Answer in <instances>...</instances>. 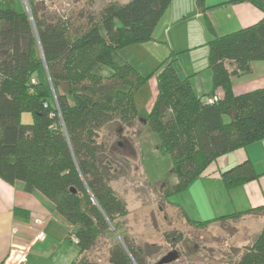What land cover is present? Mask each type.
Instances as JSON below:
<instances>
[{"label": "trees", "instance_id": "16d2710c", "mask_svg": "<svg viewBox=\"0 0 264 264\" xmlns=\"http://www.w3.org/2000/svg\"><path fill=\"white\" fill-rule=\"evenodd\" d=\"M240 1L251 2L262 17L207 40L212 88L201 95L189 77L178 75L173 59L143 75L119 55L122 48L152 38L171 0L110 1L98 20L80 13L85 23L78 26L71 18L50 16L33 0H27L30 12L22 5L0 7V178L21 182L26 192L48 200L74 228L70 234L79 256L108 237L110 264L158 261H151L154 244L137 243L113 222L125 215L126 203L109 185L115 171L108 155L113 154L97 141L98 130L110 119L119 116L129 123L141 115L157 136L155 148L170 157L176 177L164 195L187 189L217 157L264 139V86L236 95L231 81L251 62L264 61V0H229ZM197 4L204 9L203 0ZM152 76L156 94L151 107L139 109L136 91ZM24 112L31 114V122L21 121ZM246 168L247 160L221 171V177L227 185L242 183L255 176L240 175ZM252 212L264 215V204L188 222L204 225ZM162 237L172 246L184 239L173 228ZM201 264H264V225L242 249Z\"/></svg>", "mask_w": 264, "mask_h": 264}, {"label": "crops", "instance_id": "0c3cea01", "mask_svg": "<svg viewBox=\"0 0 264 264\" xmlns=\"http://www.w3.org/2000/svg\"><path fill=\"white\" fill-rule=\"evenodd\" d=\"M203 7L201 10L197 0H171L149 41L154 46L158 43L164 46V42L169 44L176 54L173 65L178 75L189 77L197 95L208 93L212 88L211 71L207 66V40L251 25L262 17V12L249 1L203 0ZM188 18L191 20L187 21ZM192 21L195 24L191 26ZM208 23L212 27L210 30ZM188 53L180 64L181 56ZM228 66L234 65L229 62ZM231 81L236 95L264 86V61L251 62L248 71L233 75ZM151 86L156 88L155 78ZM246 160L250 168L243 169L240 175L253 172L255 176L242 183L227 185L221 171ZM174 194L173 213L177 210L176 215L192 222L220 218L263 205L264 139L217 157L187 189ZM48 218L59 222L57 225L66 223L38 192H26L21 182L9 183L0 178V261L5 264H44L43 261L57 258V263L65 264L69 260L68 253L77 252V249L60 246V238L54 231L51 236L43 233L42 228L48 229L45 224ZM226 220L235 221L236 230L228 238L240 245L249 244L264 225L262 213H246L237 219Z\"/></svg>", "mask_w": 264, "mask_h": 264}, {"label": "rangeland", "instance_id": "374dc122", "mask_svg": "<svg viewBox=\"0 0 264 264\" xmlns=\"http://www.w3.org/2000/svg\"><path fill=\"white\" fill-rule=\"evenodd\" d=\"M33 1L40 4L50 16L71 18L74 26H78L85 23V19L79 17L80 13L90 12L98 20L101 8L108 2H124L126 0ZM21 5L30 12L27 0H0V7L20 8ZM190 20L191 18L187 19V21ZM192 24H195L194 21L190 23L191 26ZM149 41L151 39L124 47L119 51V55L122 58H127L131 66L143 75L150 74L166 58V61H169L176 55L171 51L167 42H164V46L160 43L154 46ZM199 50L200 48L197 52ZM157 54L161 56L158 57ZM188 55L189 53L182 55L180 59V55H178V62L183 64L184 57ZM154 78L155 76H152L147 79L136 91V105L139 109L148 110L151 107L156 94V88L153 89L151 86ZM21 121L23 123L31 122V114L24 112ZM97 134V141L107 146L106 154H113H107L112 162L111 167L115 171V176L112 177L109 185L116 195L126 203L125 215L116 216L113 222L117 223L121 233L132 237L137 243L154 244L157 247V252L151 257L152 262H156L173 249L178 250L181 255L168 264H201L205 261H218L223 259L226 254H233V250L242 249L244 245L232 243L228 238L236 230L234 220L196 225L181 219L178 214L176 215L177 210L173 213L175 210L173 196L175 194H163L164 190L174 184L176 180L171 171L172 162L167 154H162L155 148L158 138L145 126L141 115L129 123L122 122L119 116H115V119H110L105 126L98 130ZM57 223L59 222L48 218L45 223L48 229L42 228L43 233L51 236V231H54L60 238L62 244L59 243L60 246L76 250V246L71 244L74 238L70 234L74 232V228L67 222L63 226L62 224L57 225ZM110 227L113 228L112 225ZM171 228L179 231L184 238L175 246L166 242L161 234L164 229ZM43 233L40 235L42 236ZM117 238L119 240V237ZM110 241L108 237H102L94 249L80 256L76 251H70L69 257H67L68 261L73 260L74 264L81 260H86L87 264H110L107 256ZM56 259L50 258L43 262L44 264H59Z\"/></svg>", "mask_w": 264, "mask_h": 264}, {"label": "water", "instance_id": "95a60500", "mask_svg": "<svg viewBox=\"0 0 264 264\" xmlns=\"http://www.w3.org/2000/svg\"><path fill=\"white\" fill-rule=\"evenodd\" d=\"M180 255L181 253L176 249L170 250L157 261V264H168L176 260Z\"/></svg>", "mask_w": 264, "mask_h": 264}, {"label": "built area", "instance_id": "2783aa9c", "mask_svg": "<svg viewBox=\"0 0 264 264\" xmlns=\"http://www.w3.org/2000/svg\"><path fill=\"white\" fill-rule=\"evenodd\" d=\"M216 98V96H214L213 98H210L209 101L211 102L212 100H214Z\"/></svg>", "mask_w": 264, "mask_h": 264}]
</instances>
